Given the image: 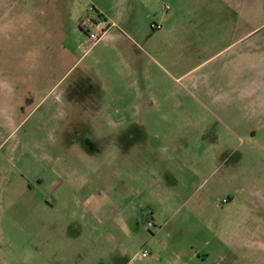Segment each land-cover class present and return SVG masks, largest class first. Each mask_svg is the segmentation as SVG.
I'll return each instance as SVG.
<instances>
[{
	"label": "rangeland",
	"instance_id": "obj_1",
	"mask_svg": "<svg viewBox=\"0 0 264 264\" xmlns=\"http://www.w3.org/2000/svg\"><path fill=\"white\" fill-rule=\"evenodd\" d=\"M214 1L0 0V264H264V0Z\"/></svg>",
	"mask_w": 264,
	"mask_h": 264
},
{
	"label": "built area",
	"instance_id": "obj_2",
	"mask_svg": "<svg viewBox=\"0 0 264 264\" xmlns=\"http://www.w3.org/2000/svg\"><path fill=\"white\" fill-rule=\"evenodd\" d=\"M101 23H103V22H101ZM101 23H99L96 20H92V21H90V23L88 25L89 26L88 29H86V33L89 35L90 39L94 40L95 43L98 42L104 34H106V31L104 29H101V33L96 31V29H98L100 27ZM152 28L153 29H161L162 26L153 24ZM149 225H152V223H149ZM142 255H143L144 258L149 257L150 256L149 250H147V249L144 250Z\"/></svg>",
	"mask_w": 264,
	"mask_h": 264
},
{
	"label": "crops",
	"instance_id": "obj_3",
	"mask_svg": "<svg viewBox=\"0 0 264 264\" xmlns=\"http://www.w3.org/2000/svg\"><path fill=\"white\" fill-rule=\"evenodd\" d=\"M209 1H212V2H215L214 0H205V2H207V5H208V2ZM213 5V4H212ZM211 12H212V14H216L215 12H214V9L217 11V5H216V3H215V5H213V6H211ZM214 8V9H213ZM210 12V13H211ZM245 25V27H246V29L244 30V31H248V33L246 34V35H244L242 38H245V37H248L249 35H251L254 31H255V29H254V25L252 24V22H248V20H245V19H243V24H242V26H244ZM244 27V28H245ZM212 43H213V45H216L217 46V40H213V41H211ZM192 43H196V41L194 40V41H192ZM216 57H217V54L215 55ZM213 57H211V58H209L208 59V61L209 60H211ZM208 61H206V62H208ZM202 76H205V75H202ZM214 99V101L216 102L217 101V97H214L213 98Z\"/></svg>",
	"mask_w": 264,
	"mask_h": 264
}]
</instances>
